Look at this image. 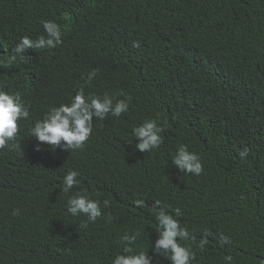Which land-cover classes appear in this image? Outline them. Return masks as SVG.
I'll use <instances>...</instances> for the list:
<instances>
[{
    "label": "trees",
    "instance_id": "1",
    "mask_svg": "<svg viewBox=\"0 0 264 264\" xmlns=\"http://www.w3.org/2000/svg\"><path fill=\"white\" fill-rule=\"evenodd\" d=\"M42 20L60 26L62 43L0 66V88L30 110L21 150H0V264H112L133 232L135 252L171 264L153 246L159 211L176 208L189 233L181 243L205 254L191 264H264V0H0V65L21 37L46 35ZM81 86L130 96L129 111L94 117L82 150H37L30 129ZM146 119L165 127L151 152L132 138ZM181 146L201 154L202 174L174 168ZM72 170L80 183L66 194ZM76 192L101 203L87 229L67 211Z\"/></svg>",
    "mask_w": 264,
    "mask_h": 264
},
{
    "label": "clouds",
    "instance_id": "2",
    "mask_svg": "<svg viewBox=\"0 0 264 264\" xmlns=\"http://www.w3.org/2000/svg\"><path fill=\"white\" fill-rule=\"evenodd\" d=\"M44 32L36 39L23 36L13 48V55L9 56L3 67H9L17 58H25L27 49H51L62 43V32L60 26L53 20H42ZM138 42L133 43V47H138ZM98 69H93L87 75L85 83H90L98 74ZM123 99H119L109 94L86 95L83 86L79 88L75 96L67 104L50 107L45 117L37 121L30 129V136L35 137L39 145L49 146L51 150L60 147L62 150L73 151L82 150L85 143L93 133V118L103 121L105 117H120L129 111L131 97L126 94ZM30 118L29 106L22 102L19 94L12 93L0 88V150L12 148L21 150L19 143H15L20 131L19 121ZM165 127L158 124L154 119H146L142 124L132 129V138L136 139L135 148L141 152H151L160 147L163 143L162 133ZM131 138V139H132ZM131 139L129 141H131ZM248 149L240 152L243 158L247 156ZM174 168H178L184 176L200 175L204 172L205 166L200 153L191 152L186 146L177 149L176 154L171 156ZM80 173L76 170L69 171L63 177L61 191L70 193L80 181L77 177ZM139 203V202H138ZM159 205V201L156 202ZM105 207L109 206V201H103ZM67 211L70 215L77 217L84 215L87 220L82 222L80 227L87 229L88 222L95 223L97 218L102 216L101 203L91 197L76 192L67 200ZM175 216L161 209L156 217L161 231L155 240L153 250L171 260V264H191L194 255L205 256V254L195 252L181 243L189 239L186 228L181 227L177 219L182 215L181 209L174 210ZM19 215V209H14L13 213ZM139 232L125 234L121 237L123 254H117L112 260V264H152V257L147 252H135L132 245L139 237ZM223 243L228 242L227 237L222 238ZM203 247V242L201 243ZM166 254H170V257ZM232 256L225 257L227 264H232Z\"/></svg>",
    "mask_w": 264,
    "mask_h": 264
},
{
    "label": "bare ground",
    "instance_id": "3",
    "mask_svg": "<svg viewBox=\"0 0 264 264\" xmlns=\"http://www.w3.org/2000/svg\"><path fill=\"white\" fill-rule=\"evenodd\" d=\"M134 228V227H133ZM201 234V233H200ZM67 235V234H66ZM81 241V240H80ZM82 245V244H81Z\"/></svg>",
    "mask_w": 264,
    "mask_h": 264
}]
</instances>
